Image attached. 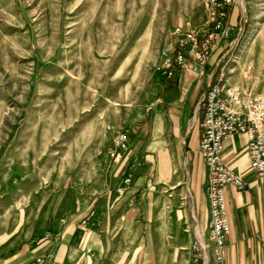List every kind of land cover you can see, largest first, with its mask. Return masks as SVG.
Listing matches in <instances>:
<instances>
[{
  "label": "rangeland",
  "instance_id": "obj_1",
  "mask_svg": "<svg viewBox=\"0 0 264 264\" xmlns=\"http://www.w3.org/2000/svg\"><path fill=\"white\" fill-rule=\"evenodd\" d=\"M243 3L246 33L235 55L252 84L264 71V0ZM239 10L231 6L234 24ZM206 20L204 0H0V235L20 234L24 201L63 179L77 187L102 173L116 158L106 127L127 131L164 83L157 68L173 33ZM200 161L191 157L196 175ZM199 206L201 217L202 196Z\"/></svg>",
  "mask_w": 264,
  "mask_h": 264
},
{
  "label": "crops",
  "instance_id": "obj_2",
  "mask_svg": "<svg viewBox=\"0 0 264 264\" xmlns=\"http://www.w3.org/2000/svg\"><path fill=\"white\" fill-rule=\"evenodd\" d=\"M231 14L233 18L234 11ZM218 55L215 51L208 64ZM239 63L226 86L249 84L239 76ZM204 80L185 72L173 81L156 83L138 117L125 125L126 132H132L127 151L87 185L76 187L63 179L51 192L42 191L32 205L24 201L20 234L0 235V264H32L38 257L44 259L41 264H190L193 227L205 236L208 222L206 169L201 159V173L196 175L191 162L199 154V129L190 127L205 93ZM222 161L249 183L241 191L224 188L230 235L222 264H264V178L250 169L244 135L224 141ZM129 168L132 182L118 193ZM91 211L94 217L83 226Z\"/></svg>",
  "mask_w": 264,
  "mask_h": 264
},
{
  "label": "built area",
  "instance_id": "obj_3",
  "mask_svg": "<svg viewBox=\"0 0 264 264\" xmlns=\"http://www.w3.org/2000/svg\"><path fill=\"white\" fill-rule=\"evenodd\" d=\"M234 4L240 9L236 24L231 21L230 13ZM204 6L207 20L202 29L175 31L170 48L162 53L157 72L163 81H173L178 73L188 71L196 74L197 80L205 77V93L190 127L199 129L197 151L206 169L204 194L208 222L205 236L193 227L190 264H222L230 235L224 188L232 186L241 191L249 186L223 163L224 141L233 134L244 135L250 169L257 178H264V71L261 68L256 71L261 90H257L254 83L226 86L228 75L239 61L235 54L246 33V9L243 0H204ZM220 47L223 48L219 58L209 65L211 55ZM245 69L244 78L251 80L254 68L248 65ZM200 114L202 118L197 119ZM106 130L113 133L110 158L128 150L126 131L116 130L111 125ZM132 179L133 172L129 168L117 191L121 193ZM94 215V211L89 212L81 224L87 226ZM42 262L43 257H39L32 264Z\"/></svg>",
  "mask_w": 264,
  "mask_h": 264
},
{
  "label": "trees",
  "instance_id": "obj_4",
  "mask_svg": "<svg viewBox=\"0 0 264 264\" xmlns=\"http://www.w3.org/2000/svg\"><path fill=\"white\" fill-rule=\"evenodd\" d=\"M171 85V84H170Z\"/></svg>",
  "mask_w": 264,
  "mask_h": 264
}]
</instances>
